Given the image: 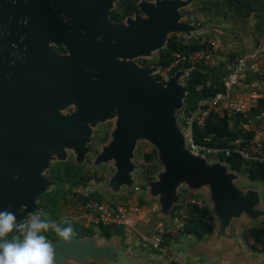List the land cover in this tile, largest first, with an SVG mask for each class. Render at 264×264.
Returning <instances> with one entry per match:
<instances>
[{
    "label": "water",
    "instance_id": "obj_1",
    "mask_svg": "<svg viewBox=\"0 0 264 264\" xmlns=\"http://www.w3.org/2000/svg\"><path fill=\"white\" fill-rule=\"evenodd\" d=\"M192 1L140 0L138 13L114 22L108 14L115 0H0V210L14 212L18 223L39 211L40 196L53 187L44 176L50 164L70 153L84 164L93 129L112 121L91 162L113 169L103 196H123L138 185L133 160L141 141L157 153L160 169L142 195L159 204L160 218L172 215L186 190L205 196L214 237L264 220L260 186L242 185L227 164L207 163L190 149L178 118L188 72L161 81L160 67L136 62L164 49L170 35L206 34L182 13ZM61 46L65 55L54 49ZM49 242L54 264H133L116 239Z\"/></svg>",
    "mask_w": 264,
    "mask_h": 264
},
{
    "label": "trees",
    "instance_id": "obj_2",
    "mask_svg": "<svg viewBox=\"0 0 264 264\" xmlns=\"http://www.w3.org/2000/svg\"><path fill=\"white\" fill-rule=\"evenodd\" d=\"M140 0H115V7L110 12L109 18L114 22H123L127 17H131L139 12L138 2ZM151 2L153 0H144ZM197 12L201 17H207L202 23L199 21L200 26L210 24L214 17L222 19L223 23H228L230 26L247 24L250 20H254V29L257 37L264 33V0H196ZM214 13H211V9ZM183 12V11H182ZM189 16L187 21L192 19L193 14L187 13ZM217 22V21H215ZM219 22V21H218ZM202 36L215 37L214 34H204L201 36L184 39L177 35H170L166 42L164 49L157 51L153 60H137L138 63L150 67L157 66L161 69L168 66L173 60V54L177 53L185 61L174 69L171 73L173 75L178 70H186L187 76L183 78L186 97L184 100V107L178 113L179 121L185 125V117L189 116L197 108L199 101L204 99H212L214 96L224 92V81L230 73L231 61L236 57L246 55V52H235L228 47L230 54L222 57L216 66L209 67L203 64H191L187 57L194 51L200 50L202 47L199 40ZM158 79L159 76L156 75ZM248 83L251 79L247 78ZM264 118V99L257 98L249 101L248 110L233 118H219L217 115L211 114L206 121L204 127L193 128V142L195 145L209 148V149H225L236 148L244 145L248 140L254 137L253 133L243 130V124H250ZM97 134V133H96ZM107 132L102 137L95 135L91 139V145L103 142L107 139ZM87 146L90 147L91 145ZM138 157L135 159L136 165L139 168V175L143 182L142 187L145 188L154 179V173L159 169L157 161V153L153 147L143 144L139 148ZM212 160H220L227 164L228 168L235 171L239 175H243L247 182L252 184H260L264 186V166L243 160L239 155L232 154L230 157H225L222 153L206 155ZM88 170L83 173L81 167L74 166L69 162L61 163L56 162L52 164L46 175L53 183V187L49 188L47 192L42 194L37 202L39 211L42 218L60 224L62 227L70 224L74 231V237L85 238L99 236L100 238H110L114 235L121 236L122 233L119 227L111 226H81L79 223L63 218V206L68 204H84L88 201H95L98 203L103 202V195L95 190L88 195L76 193L73 189L78 187L87 188L91 181L95 178V172L88 176ZM103 180L101 178L99 182ZM181 194L185 190H180ZM121 200L124 197L112 196ZM75 200V201H74ZM143 201V198L141 197ZM74 201V202H73ZM180 207H175L172 217H175L176 212ZM186 219L184 225L179 232L180 234L193 236L197 239L203 238L205 235L211 234L214 230V221L210 210L206 204L203 207L189 205L185 209ZM30 219L26 217L25 221ZM21 222V223H23ZM64 222H67L66 224ZM48 241H55L62 237L58 236L54 231L49 230L43 233ZM246 237L251 239L253 243L260 247V251L264 252V223L250 227L246 231ZM7 241L15 239H23V236L18 228H14L5 238ZM165 243L170 239L168 236L164 238Z\"/></svg>",
    "mask_w": 264,
    "mask_h": 264
},
{
    "label": "built area",
    "instance_id": "obj_3",
    "mask_svg": "<svg viewBox=\"0 0 264 264\" xmlns=\"http://www.w3.org/2000/svg\"><path fill=\"white\" fill-rule=\"evenodd\" d=\"M204 35V34H203ZM201 49L192 52L188 57L191 64H203L214 67L222 57L230 54V49L218 38L202 36L199 40ZM185 61L179 54H173L171 63L160 69L159 80L165 81L171 73ZM256 63H264V33L257 37L256 45L248 54L236 57L231 61L230 73L224 81V92L212 99L199 101L197 108L189 116L185 117V132L189 135L190 149L198 154L209 155L222 153L225 157H230L233 153L239 155L243 160L259 163L264 166V118H260L250 124H243L244 131L253 133L254 137L244 145L236 148L209 149L200 147L193 142V128L204 127L211 114L219 118H233L243 114L248 110L249 100L245 98V92L251 85L247 81L248 68ZM135 197H130L126 201L111 198L101 203L88 201L81 206V210L88 225L123 227L127 225L129 215L139 211L140 188L134 187ZM182 201L178 206L175 217L178 221V229H182L186 219L185 209L189 205L203 207L201 198L190 195L187 191L182 193ZM171 230H159L154 235L142 234L140 241L150 246L153 250L166 253L163 246V237L169 235ZM253 242V241H252ZM198 264V263H197Z\"/></svg>",
    "mask_w": 264,
    "mask_h": 264
},
{
    "label": "crops",
    "instance_id": "obj_4",
    "mask_svg": "<svg viewBox=\"0 0 264 264\" xmlns=\"http://www.w3.org/2000/svg\"><path fill=\"white\" fill-rule=\"evenodd\" d=\"M249 73L248 71L247 78H249ZM249 84L252 87L253 84ZM240 177H243V175H240ZM244 178H242L241 184L252 187L260 186L261 196L264 199V186L249 183ZM189 194L200 198L198 195ZM135 195L134 193H125L123 196L117 197H124L125 200H118L126 201L130 197H135ZM111 197L105 195L103 201H107ZM138 197L139 211L129 215L127 225L119 227L122 235H114L108 238L118 241L119 247L131 257L133 264H264V252H261L260 247L246 237L248 228L264 223V220L256 224H241L238 227H231L228 236L217 238L213 234H208L201 239H197L193 236L179 235L181 229H178L176 217L171 215L168 218H160V206L157 202L149 201L144 197L142 201L141 194ZM203 202L206 204L204 200ZM159 230H171L169 235H165L170 238L168 242L165 243L163 239V246L166 247V253L164 254L153 250L140 241V235H154ZM236 230H239L238 238L231 237V234H234ZM91 238L106 239L97 235ZM89 264L97 263L91 262Z\"/></svg>",
    "mask_w": 264,
    "mask_h": 264
},
{
    "label": "rangeland",
    "instance_id": "obj_5",
    "mask_svg": "<svg viewBox=\"0 0 264 264\" xmlns=\"http://www.w3.org/2000/svg\"><path fill=\"white\" fill-rule=\"evenodd\" d=\"M196 6H197L196 0H193L188 8L182 10L183 11L182 13L186 15V17H187L186 21H187L189 18L188 17L189 15L187 13L191 12L193 14V16H191L192 19L190 20V23H193L197 27H201L199 21L202 23L205 19H207V17H201V14H199L197 12ZM211 13H214L213 8L211 9ZM215 21H217V22H215ZM222 21H223L222 19L214 17L213 21L210 24H204V26H202V27L206 29V34H208V33L214 34L216 38L225 42V44L228 47L230 46L231 49L237 53L242 51V52H247V54H248L250 51L253 50V48L256 45V41H257V35H256V31L254 29L255 28L254 27L255 26L254 20H250L247 24L239 23L237 25H232V26H230L228 23H223ZM179 37L186 39L184 37V35H181ZM153 58H154V55L151 59H148V60H153ZM136 62H137V60H136ZM248 71L250 72L249 78L251 79V81H252L251 84H253V85L249 90H247L245 92V98H247L249 101L252 99H257V98H263L264 99V63H256V64L250 66L248 68ZM113 124L114 123L112 121H107V122L99 124L95 129H93V131H94L93 137L95 135L102 137L104 135V133L107 132L108 129L111 130V127L113 126ZM109 138H110V136L108 135L107 139H105L103 142H100L99 144H106L107 141L109 140ZM143 144L149 146L148 143L139 141L137 143V148L135 149L136 158L138 157V154H139L138 150L140 147H142ZM95 145H96V143L93 144V149H95V147H96ZM92 155L93 154H91V152H89L88 159H87L88 162H84V164L85 165L89 164V170H88L89 174L92 173L93 170H96V172H95L96 178H94L91 181V183L88 185L87 188L84 189V188L79 187L80 189L78 192H81L82 194H85V195H88L89 193H91L95 190H100V188L103 186V184L105 182L106 177L110 176L109 173L107 175L104 174L105 167L108 164L106 166H104V163H101L100 166H98L99 168L98 167L93 168L91 166V162L94 159V158H92ZM199 155L202 156L203 158H205L207 163H211L212 161H215V160L210 159V157L205 156L203 154H199ZM133 161L135 162V160H133ZM65 162H66V160L61 161V163H65ZM74 162H75V159H74ZM85 168L88 169V166H86ZM159 169H160V166H159ZM138 173H139V170L133 174H134L135 178H137L139 181V183H138V187L140 188L139 194H141V197L143 198L142 191L144 189H146L147 187H145V188L142 187L143 182L141 181V177L139 175H137ZM101 178H103V180H101L99 182V180ZM130 193H134V192L131 191ZM198 196L202 200L206 201L205 196H203V195H198ZM81 206H82V203L79 205L68 204V205L63 206V209H62L63 218L75 220L77 223L89 226L86 219L83 216Z\"/></svg>",
    "mask_w": 264,
    "mask_h": 264
},
{
    "label": "clouds",
    "instance_id": "obj_6",
    "mask_svg": "<svg viewBox=\"0 0 264 264\" xmlns=\"http://www.w3.org/2000/svg\"><path fill=\"white\" fill-rule=\"evenodd\" d=\"M14 228L20 230L23 239L5 240ZM49 230L65 240L74 235L70 224L62 227L41 214L33 213L29 220L18 223L14 212L0 210V264H54L53 247L43 234Z\"/></svg>",
    "mask_w": 264,
    "mask_h": 264
},
{
    "label": "flooded vegetation",
    "instance_id": "obj_7",
    "mask_svg": "<svg viewBox=\"0 0 264 264\" xmlns=\"http://www.w3.org/2000/svg\"><path fill=\"white\" fill-rule=\"evenodd\" d=\"M190 22V21H189ZM54 49H55V51L57 52V53H59V54H62V55H65L66 54V50H65V48L64 47H54ZM144 60V59H143ZM138 63V62H137ZM140 66H142V67H145V68H149V67H146V66H144V65H142V64H140V63H138ZM151 67V66H150ZM68 115L72 112V109H67L66 111H65ZM109 131H110V129H108L107 130V134L109 133ZM90 144V143H89ZM88 145V144H87ZM91 145V144H90ZM100 144L99 143H96V147H95V149H93V145H91L90 147H88L87 146V148H88V150L91 152V154H93L92 155V158H94L95 157V155L97 154V151H98V146H99ZM89 155V154H88ZM88 155H87V157H85L86 159H85V162H88ZM91 158V159H92ZM74 159H75V156L72 154V153H70V155L68 156V159H67V161L66 162H69V163H71V164H73L74 166H78V167H81V170L83 171V173L85 172V171H87V170H89V164L88 165H85V164H76L75 162H74ZM54 163H56V162H53V163H51L50 164V166L53 164L54 165ZM87 164V163H86ZM86 166H88V169H86L85 167ZM104 166H106V165H104ZM102 167V166H101ZM50 168V167H49ZM49 169H47L46 171H45V173H44V176L46 177V178H48L49 179V177L46 175V172L48 171ZM113 171V169H112V167H111V164H108L106 167H105V171H104V174L105 175H107L108 173H111ZM94 172H96V170H93V172L92 173H90L91 175L94 173ZM90 174H88V176H91ZM97 176V175H96ZM96 178V177H95ZM50 180V179H49ZM81 188H83V187H81ZM79 187L78 188H75V189H73V191L74 192H78L79 191ZM85 189V188H84ZM99 192H100V190H98ZM78 193H80V194H82L81 192H78ZM101 193V192H100ZM75 201V200H74ZM73 201V202H74ZM76 205H79V204H76ZM27 217H30L31 218V216H27ZM73 221H75V220H73ZM76 222V221H75ZM80 224V223H79ZM81 226H86V225H84V224H80Z\"/></svg>",
    "mask_w": 264,
    "mask_h": 264
}]
</instances>
